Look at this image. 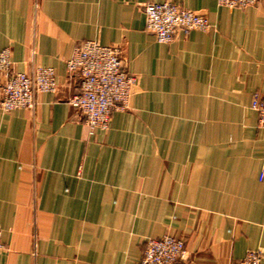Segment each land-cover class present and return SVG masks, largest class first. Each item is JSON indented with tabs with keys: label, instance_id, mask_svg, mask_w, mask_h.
Wrapping results in <instances>:
<instances>
[{
	"label": "crops",
	"instance_id": "1",
	"mask_svg": "<svg viewBox=\"0 0 264 264\" xmlns=\"http://www.w3.org/2000/svg\"><path fill=\"white\" fill-rule=\"evenodd\" d=\"M205 14L208 31L158 42L142 4ZM81 40L121 48L138 78L127 110L89 131L68 103L66 61ZM13 68L52 67L33 111L0 110V264H138L144 242L184 241L189 264H264V0H0ZM3 79L0 76V87Z\"/></svg>",
	"mask_w": 264,
	"mask_h": 264
},
{
	"label": "built area",
	"instance_id": "2",
	"mask_svg": "<svg viewBox=\"0 0 264 264\" xmlns=\"http://www.w3.org/2000/svg\"><path fill=\"white\" fill-rule=\"evenodd\" d=\"M258 0H216L220 6L244 8L255 5ZM145 28L158 42L167 43L179 32L190 30L208 31L212 28L205 14L179 4L145 2L142 4ZM11 50H0V110L4 113L17 108L34 110L37 95L54 92L57 82L52 67L34 65L29 71L13 68ZM69 74L79 77V89L68 103L84 116L90 132L107 129L113 110L129 109L133 94L138 87V78L125 70L121 48L103 45L96 40H81L75 43L71 57L66 61ZM250 107L257 113V126L264 128V96L253 93ZM1 235V231H0ZM4 245L0 239V252ZM184 241L180 237L164 234L144 242L142 257L138 264H189L185 262ZM260 250H249L234 264H260Z\"/></svg>",
	"mask_w": 264,
	"mask_h": 264
}]
</instances>
